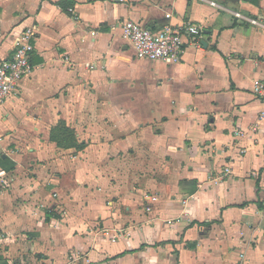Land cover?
<instances>
[{"label":"crops","instance_id":"obj_1","mask_svg":"<svg viewBox=\"0 0 264 264\" xmlns=\"http://www.w3.org/2000/svg\"><path fill=\"white\" fill-rule=\"evenodd\" d=\"M128 20L201 39L140 60ZM31 26L0 105V264H264V0H0V60Z\"/></svg>","mask_w":264,"mask_h":264},{"label":"built area","instance_id":"obj_2","mask_svg":"<svg viewBox=\"0 0 264 264\" xmlns=\"http://www.w3.org/2000/svg\"><path fill=\"white\" fill-rule=\"evenodd\" d=\"M68 13L73 14L72 9ZM170 14L165 18L169 19ZM238 19H243L251 25H259L256 20L245 19L240 14H235ZM121 37L131 46L137 59L151 62L159 61L163 63H177L184 52V39L190 38L192 42L199 45L201 30L190 24H183L179 27L162 26L157 30H152L140 26L133 21H125L119 26ZM35 27L25 28L19 35L17 46L9 59L0 60V105L17 91L18 83L31 71L29 57L34 51L32 44L35 38ZM95 36V32H90ZM94 68V65L89 67ZM253 95L264 104V79L253 81ZM264 116V112L262 113ZM230 173L229 168L225 170ZM264 194V190H263ZM264 212V198L262 201ZM103 239L111 244L116 243L120 238L129 237L126 230L99 229L98 233Z\"/></svg>","mask_w":264,"mask_h":264},{"label":"trees","instance_id":"obj_3","mask_svg":"<svg viewBox=\"0 0 264 264\" xmlns=\"http://www.w3.org/2000/svg\"><path fill=\"white\" fill-rule=\"evenodd\" d=\"M50 140L52 142H55L56 145L60 148L78 147L75 146L76 142L73 132L66 128L64 125H59L51 130ZM3 264H6V262H4Z\"/></svg>","mask_w":264,"mask_h":264},{"label":"rangeland","instance_id":"obj_4","mask_svg":"<svg viewBox=\"0 0 264 264\" xmlns=\"http://www.w3.org/2000/svg\"><path fill=\"white\" fill-rule=\"evenodd\" d=\"M5 261H2V264L4 263ZM7 264V263H6Z\"/></svg>","mask_w":264,"mask_h":264},{"label":"water","instance_id":"obj_5","mask_svg":"<svg viewBox=\"0 0 264 264\" xmlns=\"http://www.w3.org/2000/svg\"><path fill=\"white\" fill-rule=\"evenodd\" d=\"M204 45V43H202Z\"/></svg>","mask_w":264,"mask_h":264}]
</instances>
